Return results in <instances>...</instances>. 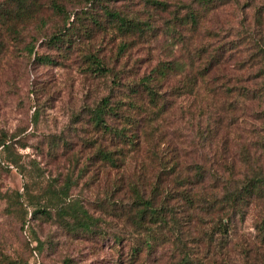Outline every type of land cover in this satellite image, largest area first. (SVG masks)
<instances>
[{
    "label": "rangeland",
    "instance_id": "1",
    "mask_svg": "<svg viewBox=\"0 0 264 264\" xmlns=\"http://www.w3.org/2000/svg\"><path fill=\"white\" fill-rule=\"evenodd\" d=\"M50 1L41 0V20L26 22L20 34H9L0 28L3 44L0 46V135L8 138L10 145V154H0V262L6 264V259L12 258L17 264H62L64 259H69L70 264H121L118 245L109 237L102 239L97 231L91 234L75 231L70 229V222L63 225L54 217L29 216L24 222L27 217L18 204L15 206L14 193L23 192L24 184H30L31 179L59 187L73 171L74 185L69 198L80 202L94 216H100L99 231L106 235L122 232L126 225L108 209L107 202L115 200L117 205H126L131 200L128 183L136 184L138 175L143 172L149 175L152 168L144 166L141 171L135 161L124 169L104 168L93 158L90 160L89 155L95 151L94 141L101 142L104 137L88 122L89 109L102 96H109L111 103L125 99L129 92L127 84L136 71L149 70L157 60L209 58L220 45H224L225 61L212 69L208 86L201 88L198 96L178 95L170 88L175 79L159 86L167 112L158 130L162 150L168 156L177 155L183 165L198 161L207 169H216L212 165L215 151L216 155H223L224 163L233 160L238 163L240 144L245 142L252 151L255 138L258 136L260 140L264 136V100L238 103L230 91L244 84L258 87L264 83L261 62L256 60L264 58V0H226L208 12L195 31L179 21L189 6H196L194 0H157L165 3V10L154 9L158 6L156 0H104L92 10L87 9L85 0H57L67 12L80 14L89 10L81 14L80 22L82 27L91 28L90 34L83 36L80 49L66 58H60L44 39L62 24V15ZM104 4L124 14L137 15L142 21L148 20L158 38L130 39L113 33L110 28L98 29L93 23L103 17ZM173 24L176 30L187 34L188 49L167 47L170 40L164 32L167 25ZM121 40H126L128 47L118 52ZM31 45L34 51L53 58V63L34 59L28 50ZM84 46L98 49L114 68L113 74L120 72L125 83L116 85L113 74L94 78L83 72ZM199 48L203 52L196 57ZM117 58H123L120 69ZM248 58L254 59L250 63ZM215 138L227 142L222 146ZM8 158H13L16 164L8 162ZM83 164L85 169L80 171ZM135 166L138 167L133 172ZM22 197V204H27L28 195ZM183 230L182 240L196 243L190 249L202 251L206 242L199 236L197 225L189 224ZM239 230L247 237L254 235L249 217L240 223ZM33 238L42 241V249L36 248L38 242ZM119 246L121 252H128L130 242L124 241ZM209 257L212 264H223L218 255ZM172 262L163 259L156 264Z\"/></svg>",
    "mask_w": 264,
    "mask_h": 264
},
{
    "label": "trees",
    "instance_id": "2",
    "mask_svg": "<svg viewBox=\"0 0 264 264\" xmlns=\"http://www.w3.org/2000/svg\"><path fill=\"white\" fill-rule=\"evenodd\" d=\"M85 1L87 9L92 10L104 0ZM224 1L194 0L196 6L188 7L187 12L179 18L180 24L195 31L203 17ZM50 2L62 15V24L44 39L60 58H66L76 49L79 50L83 36L90 34L91 28L82 27L80 22L81 14H87L89 10L80 14L67 12L61 2ZM154 3L158 4L154 9L165 10L164 2L156 0ZM107 5L102 6L103 17L96 18L93 23L98 29L105 31L110 28L113 33L130 39L158 38L159 34L154 33L155 27L148 20L142 21L137 15L130 16ZM41 6V0L0 1V28L9 34H20L26 22L40 18ZM166 29L164 35L170 40L168 48L178 46L188 49L190 40L187 34L176 30L175 24L167 25ZM0 46H3L1 42ZM127 47L128 42L121 40L117 45L118 52ZM222 48L224 45L214 49L209 58L189 56L157 60L149 70L146 68L142 73L136 71L138 73L127 84L129 92L125 99L111 103L109 96H102L89 109L88 122L104 137L101 142L94 141L95 151L89 155L90 160L93 158L104 168L124 169L132 161L139 165L140 170L144 166L152 168L149 175L148 172L139 174L136 184L128 183L131 200L126 205H117L115 200L107 202L108 209L114 211L113 215L126 225L122 232L106 235L104 231H99L100 216H94L80 202L69 198V191L74 185L73 171L59 187L43 185L38 179H31L30 184H24L23 192H15L14 204H18L23 216L27 217L23 221L26 222L29 216L36 219L54 217L63 225L70 222V229L75 231L86 234L97 231L102 239L109 237L114 245H118L117 255L121 264H156L163 259H171V264H212L209 255H218L223 264H264V136L260 140L258 136L255 138L252 151L245 142L240 144L238 163L234 160L224 163L223 155L220 157L215 151L212 165L216 169H207L201 162L183 165L177 155L168 156L162 150V137L158 130L167 112L159 86L175 79V84L170 88L175 89L178 95L198 96L200 89L208 86L212 69L219 68L225 61L222 58L225 50ZM199 49L196 57L203 52ZM28 50L34 59L53 63L50 56L34 51V45ZM81 57L83 72L91 77L107 78L114 73V68L105 56L99 54L98 49L84 46ZM122 59L116 60L118 69L123 64ZM253 59L248 58L247 61L251 63ZM256 60L261 62L264 82V58ZM113 75L112 80L116 85L125 83L120 72ZM230 91L238 103L264 100V83L258 87L244 84ZM145 101L150 104L146 105ZM7 140L0 135V154H10ZM215 142L224 146L227 140L215 138ZM7 161L16 164L13 158ZM85 165L81 166L80 171L85 169ZM23 194L28 195L27 204H22ZM10 196L8 200L13 203ZM248 217L255 231L250 237L239 230L240 223ZM189 224L197 225L199 236L205 239L206 246L202 251L190 249L196 243L189 244L181 238L183 229L186 230ZM32 240L38 242L37 249L43 248L42 241L37 238ZM124 241L130 242L129 250L125 253L119 250V245ZM6 260V264H17L16 259ZM62 264H70V260L64 259Z\"/></svg>",
    "mask_w": 264,
    "mask_h": 264
}]
</instances>
